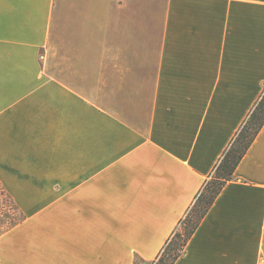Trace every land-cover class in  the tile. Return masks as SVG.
Masks as SVG:
<instances>
[{
  "label": "crops",
  "instance_id": "0c3cea01",
  "mask_svg": "<svg viewBox=\"0 0 264 264\" xmlns=\"http://www.w3.org/2000/svg\"><path fill=\"white\" fill-rule=\"evenodd\" d=\"M264 91L256 0H0V264H149ZM175 264H264V126Z\"/></svg>",
  "mask_w": 264,
  "mask_h": 264
},
{
  "label": "trees",
  "instance_id": "16d2710c",
  "mask_svg": "<svg viewBox=\"0 0 264 264\" xmlns=\"http://www.w3.org/2000/svg\"><path fill=\"white\" fill-rule=\"evenodd\" d=\"M263 126L264 91L211 174L210 179L205 182L186 216L182 219L180 228L168 239L154 264H175L183 254L201 220L213 205L224 185L234 177L239 162Z\"/></svg>",
  "mask_w": 264,
  "mask_h": 264
},
{
  "label": "rangeland",
  "instance_id": "374dc122",
  "mask_svg": "<svg viewBox=\"0 0 264 264\" xmlns=\"http://www.w3.org/2000/svg\"><path fill=\"white\" fill-rule=\"evenodd\" d=\"M23 212L24 211L15 204L8 191L0 184V234L18 223L22 219ZM157 260L158 258L149 262V264H154Z\"/></svg>",
  "mask_w": 264,
  "mask_h": 264
},
{
  "label": "snow or ice",
  "instance_id": "6c2138e0",
  "mask_svg": "<svg viewBox=\"0 0 264 264\" xmlns=\"http://www.w3.org/2000/svg\"><path fill=\"white\" fill-rule=\"evenodd\" d=\"M256 2L264 4V0H256Z\"/></svg>",
  "mask_w": 264,
  "mask_h": 264
}]
</instances>
